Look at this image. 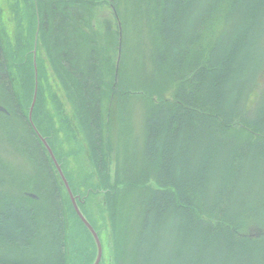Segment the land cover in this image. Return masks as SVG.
I'll return each mask as SVG.
<instances>
[{
    "label": "trees",
    "instance_id": "1",
    "mask_svg": "<svg viewBox=\"0 0 264 264\" xmlns=\"http://www.w3.org/2000/svg\"><path fill=\"white\" fill-rule=\"evenodd\" d=\"M196 1L133 0V28H142L139 22L148 21L147 38L154 48L156 70L143 87L144 156L140 160L126 156L116 183L111 181L109 157L117 150L118 119L112 108L105 113L107 92L100 67L102 54L117 44V32L115 39L112 33V40L107 41L109 47L96 44L89 49L85 68L74 62L70 46L71 35L80 30L85 15L97 9L98 0H25L31 24L27 28L19 25L21 16L16 14L15 44L0 21V93L9 111L0 114L26 126L29 137L21 140V146L43 168L47 181L40 180L38 188L48 196V203L34 207L20 197L0 196V249L32 253L30 258L2 255L0 263L77 264L86 254L75 260V237L68 232L61 186L54 180V164L39 136L40 132L48 137L55 126L52 110L37 104L38 133L29 120L34 87L30 59L39 32L75 103L99 175V182L86 185V190H106L114 225L115 264H264V97L255 99L256 90H226L228 83L230 89L234 86L233 66L240 64L239 70L248 57L244 40L228 47L212 41V29L199 32L200 26L225 18L227 6L233 8L241 0H210L204 15L194 9ZM16 67L22 77L27 68L24 83L29 93L25 95L11 76L10 68ZM39 152L44 156L39 157ZM121 184L127 186L126 191L140 193L133 245L128 238L129 220L123 214L124 224H120ZM27 192L32 191L24 193L27 198L40 200V195L33 198ZM85 192L81 189L79 193ZM80 247L77 244L76 249L82 254Z\"/></svg>",
    "mask_w": 264,
    "mask_h": 264
},
{
    "label": "rangeland",
    "instance_id": "2",
    "mask_svg": "<svg viewBox=\"0 0 264 264\" xmlns=\"http://www.w3.org/2000/svg\"><path fill=\"white\" fill-rule=\"evenodd\" d=\"M209 1H196L194 9L198 15L205 14ZM26 6L25 0H0V21L6 30V35H8L9 40L13 44L16 43L15 34L18 24L16 14L19 12L21 16L19 25L23 24L27 28L31 24L26 15ZM226 10L228 12H226L225 18H218L220 20L210 26H200L199 32L206 30L207 33L212 29L210 36L212 41L216 44H226L228 47H231L235 40H244L248 57L242 61L243 63H241L239 70L237 67L240 64L236 68L233 66L232 73L234 78L232 83L234 86L230 89L231 83H228L226 90H256L255 99H261L264 97V0H241L233 8L229 4ZM134 12L133 0H98L97 9L93 11L92 15H85L80 30L73 33L70 37L74 62L85 68L88 63L89 49L96 44H98L99 48L108 46L107 41L112 40V33L114 31L117 32V44L114 43L113 46H110V49H106V53L102 54L100 67L103 70L101 76L103 79V90L107 92L105 113L109 114L108 110L112 108V112L116 114L118 119L117 150L115 149L111 152L109 157L110 175L113 183H116V174L120 164L124 168L123 161L126 156L135 155L138 160L144 156L143 149L147 127L146 94L143 91L145 90L143 87L152 80V75L156 70L153 57L154 48L147 38L148 28L146 27H148V21L139 22L140 25H143L142 28H133L132 18H134ZM120 23L123 31V50L117 78L121 39ZM94 35L97 39H95ZM113 38L115 39V33ZM35 40L32 58L30 59L31 69L33 68L34 87L32 102L28 109L29 120L38 133L39 130L34 121V110L37 104L40 103L41 107L46 105L47 110H52L55 126L52 125L48 131L50 133L49 136L45 138L56 149V154H54L68 180L79 208L83 209L84 213L90 217L99 230L98 234H100L101 242L103 241L102 245H104L101 264H115L113 261L116 246L114 225L111 207L106 199V190L102 188H99V190H86V185L99 182V175L96 171L88 139L78 119L75 103L58 77L47 50L40 39L39 32L35 33ZM3 70L1 69V71ZM26 71L27 68L22 71V77L20 69H17V67L10 68L13 81L16 82L18 89L24 95L29 93L24 83V79L28 75ZM141 78L143 83H139ZM207 90L212 89L208 88ZM0 104L6 105L2 100L1 93ZM12 135L17 137L13 138ZM27 136L29 137L26 126L21 120L17 118L5 120L0 114V196L7 194L20 197L29 206L34 207L38 204L45 205L48 203L46 200L48 196L41 194L38 188L42 184L40 180L45 182L47 180L44 177L43 168L38 166L24 152L21 146V140L26 139ZM32 138L31 136L30 139ZM32 142H34L33 139ZM43 144L48 149L45 143ZM49 155L54 164V180L57 183L59 182L61 186L62 199L66 205V214L69 218L68 232L75 237L76 246L74 250L76 251L73 254L76 255L75 260L81 258L80 256L83 257L84 253H86L83 257L84 260L78 259L76 263H95L99 255L98 243L95 236L92 237L90 235L84 224L73 212L70 200H68V197H70L73 203L70 191L51 153ZM38 156L43 157V152H39ZM54 180L53 184H55ZM153 184L154 186L157 185L155 182ZM73 188H81L86 192L81 194L79 193L81 189L76 192ZM126 188L125 184L120 185L119 192L122 196V203L118 204L121 212L119 217H121V225L124 224V221H122L123 215L129 220L130 231L128 232V238L130 245H133L139 215L137 198L140 193L136 189L131 192L126 191ZM26 191H32V193L40 195V200L27 198L24 194ZM134 204L136 206L132 210ZM124 220L126 221V218ZM77 244L83 249L82 254H80L78 248L76 249ZM72 247L73 245L71 244L70 249ZM31 254V252L22 254L20 251L13 253L8 249H0V256L13 255L30 258L32 257Z\"/></svg>",
    "mask_w": 264,
    "mask_h": 264
},
{
    "label": "water",
    "instance_id": "3",
    "mask_svg": "<svg viewBox=\"0 0 264 264\" xmlns=\"http://www.w3.org/2000/svg\"><path fill=\"white\" fill-rule=\"evenodd\" d=\"M116 14H117V18L119 20L118 13L116 12ZM120 28H121V39H120V46H119V59H118V67H117V78H118L119 63L121 61L122 50H123V31H122L121 23H120ZM0 111H2L4 113H9L8 109L5 106L1 105V104H0ZM39 136L41 137V139L45 143V145L48 148L49 152L51 153L55 163L57 164V166H58V168L60 170V173H61L62 177L64 178V181H65V183H66V185H67V187H68V189L70 191V194H71L72 199H73L74 206H75L79 216L81 217V219L84 221V223L88 226V228L91 230V232L95 236V239H96V241L98 243V246H99V255H98L97 260L95 261L94 264H100V262H101V260L103 258V245H102V242H101V238H100L98 232L96 231L95 227L90 223V221L86 218V216L82 213L81 209L79 208V205H78V203H77V201H76V199L74 197V194L72 192V189H71L70 185L68 184V180H67L66 176L63 173V170H62V168H61V166H60V164H59V162H58V160H57V158H56V156L54 154V151H53L52 147L48 143L47 139L44 136H42V134L39 133ZM27 195L30 196V197H33V198H38V195L35 194V193H32V192H27ZM0 264H3V263H0Z\"/></svg>",
    "mask_w": 264,
    "mask_h": 264
}]
</instances>
